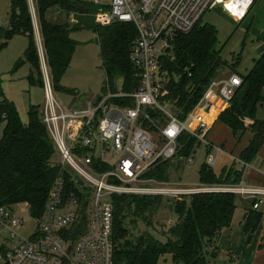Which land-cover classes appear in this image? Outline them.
Here are the masks:
<instances>
[{
  "label": "trees",
  "instance_id": "trees-1",
  "mask_svg": "<svg viewBox=\"0 0 264 264\" xmlns=\"http://www.w3.org/2000/svg\"><path fill=\"white\" fill-rule=\"evenodd\" d=\"M38 19V30L42 38V49L54 91H65L78 95L76 91L61 85L72 62L77 42L70 33L80 28H92L98 37L102 67L106 76L104 92L117 91L116 81L122 79L121 88L131 92L138 86L136 69L131 60L132 48L137 36L136 27L131 23L115 22L100 25L94 14L100 7L87 0H33ZM82 7V9H81ZM58 9L75 14L81 26L69 22L53 21L50 11ZM15 34L25 35L29 43L25 51V62L30 65V84H42V69L39 46L35 41V23L29 0H11L10 29L0 28V39H11ZM173 54L161 59L162 68L169 77L166 100L171 103L174 114L184 120L204 96L209 86L222 74V67L234 68L239 65L241 53L235 66L221 55L217 48L218 30L209 23L199 24L189 34L177 36L173 41ZM5 45V43L3 44ZM235 69V68H234ZM243 82L231 105L224 110L219 119L234 132L250 129L254 138L241 153L240 167L234 162L217 175L214 166L203 164L199 171L201 185H237L242 182L243 170L253 163L264 144V120L256 116L258 106L264 101V53L255 61L252 69L241 74ZM75 100V99H74ZM124 104L130 100L115 99ZM157 119L160 115L152 112ZM161 118V117H160ZM164 121V119H162ZM3 134L0 139V206L19 202L30 204L32 215L38 216L56 180L63 177L69 190H76L75 177L60 163L54 160L55 142L40 115L39 107L31 106L29 121L24 123L15 104L7 99L0 102V125ZM204 146L193 134L183 132L178 138V152L173 159L158 161L146 174L147 178L169 181V170L173 160L176 167L194 163L198 147ZM211 153V148L205 151ZM192 159V163H190ZM101 161V162H100ZM243 163V166H241ZM94 165L100 171L111 165L96 159ZM185 167H183L184 169ZM237 194L231 192H204L178 196L171 200V208L177 222L166 233V242L156 238L148 231L138 236L131 233L127 224L130 216L149 220L147 213H153L163 203L162 195L115 194L113 240L114 264H158L161 256L171 254L176 264H214L218 256L214 244L221 230L231 225L235 212ZM173 198V197H169ZM90 200L88 193L83 199V217L79 226L66 233L67 238L84 234L87 228L86 209ZM260 212H252L246 221L247 232L255 230L261 220ZM136 227L135 219L130 220ZM71 233V234H69Z\"/></svg>",
  "mask_w": 264,
  "mask_h": 264
},
{
  "label": "built area",
  "instance_id": "built-area-1",
  "mask_svg": "<svg viewBox=\"0 0 264 264\" xmlns=\"http://www.w3.org/2000/svg\"><path fill=\"white\" fill-rule=\"evenodd\" d=\"M87 1L100 7L94 14L97 24L124 22L136 27L131 60L138 86L131 92L109 89L81 107L65 106L56 96L45 55L40 52L46 96L43 121L62 155V165L75 177L76 190H69L66 180L58 178L38 216L32 215L28 202L0 206V264H114L115 194L176 198L231 192L255 199L254 208L264 197L263 187L243 182L181 187L145 177L158 161L176 156L178 138L183 132L208 144L206 136L218 118L214 112L231 105L243 82L238 73L214 80L195 108L180 120L165 98L169 77L161 59L173 54L177 36L189 34L211 10L219 7L242 22L257 0ZM115 99L130 100L131 104H119ZM152 112L161 118L156 119ZM96 159L106 161L111 168L100 171L94 165ZM216 161L212 152L207 154V165L214 166ZM88 193L90 200L84 210L86 231L67 238L66 233L79 226L83 199Z\"/></svg>",
  "mask_w": 264,
  "mask_h": 264
},
{
  "label": "rangeland",
  "instance_id": "rangeland-1",
  "mask_svg": "<svg viewBox=\"0 0 264 264\" xmlns=\"http://www.w3.org/2000/svg\"><path fill=\"white\" fill-rule=\"evenodd\" d=\"M104 3L109 0H103ZM32 4V1H30ZM10 12H11V0H0V28L5 31L10 29ZM218 9H213L208 12L203 18L202 25L206 22L214 24L220 31V37L218 36L217 48L221 50L222 57L227 60L228 63L233 62L235 66L236 57L232 56L240 55L244 47V39L237 38V34H234L231 30L229 33H225V30L233 27V22L225 21ZM50 19L58 22H69V24L81 26L80 22L83 20L78 19L75 14H68L67 12L53 9L48 14ZM224 20V21H223ZM37 19L34 17V23ZM85 22V21H83ZM241 26V27H240ZM243 34L247 31L245 24L234 25V28H239ZM224 29V30H223ZM218 31V32H219ZM237 32V31H236ZM71 38L77 42L73 59L66 74L62 77L61 85L64 88L72 89L78 94L75 96L71 93L62 91H56V96L65 106H77L81 107L86 105L88 101H94V99L100 97L104 92L106 76L102 67V59L100 55V47L98 44L97 33L92 28H80L72 30L70 33ZM35 41L39 46V56L42 69V78L44 80L43 60L40 52L42 49V38L38 31L37 24L35 23ZM5 43V45H3ZM29 40L25 35L15 34L11 39H0V102L7 99L13 102L19 112V115L24 123L29 121V112L31 106L39 107L40 115L46 103L45 90L42 84H30L28 77L30 75V65L25 62V51L28 46ZM46 62V58L44 57ZM232 60V61H231ZM48 67V66H47ZM235 68V69H234ZM229 68V66L222 67V76L231 75L232 73H238L239 67ZM242 68V67H241ZM240 69V68H239ZM49 70V67H48ZM243 71V68H242ZM50 74V73H49ZM228 77V76H227ZM226 78V77H225ZM118 88H121L122 79L116 81ZM75 99V100H74ZM76 104V105H74ZM225 108V107H224ZM221 115V114H220ZM215 117V114H214ZM3 134V124L0 125V139ZM223 135V134H222ZM221 135V136H222ZM231 138V133L227 129L226 136L223 138ZM222 139V140H223ZM56 145V144H55ZM56 154L54 160L62 163V155L60 154L58 147H56ZM214 154V153H213ZM217 154V151H215ZM232 160L231 156L226 153L219 154L218 161L213 167V170L219 175L226 163ZM173 166L169 170V185L171 186H199L201 185L199 171L205 163V149L203 146L198 147L194 154V163L188 164L185 162V166L180 165L176 167V160H173ZM183 167H185L183 169ZM180 197H176L178 199ZM175 198H169L164 196L163 203L155 212L147 213L149 220L130 216L127 220L128 226L131 228V233L134 236H138L141 232L148 231L152 233L156 238L166 242L168 237L165 231H167L172 225L177 222V216L173 213L171 208V200ZM21 206H18L20 209ZM135 219L136 227L130 220ZM25 232L27 229L24 230ZM214 264H231L232 261L225 260L223 255H218L214 260ZM158 264H176L171 254L161 256Z\"/></svg>",
  "mask_w": 264,
  "mask_h": 264
},
{
  "label": "crops",
  "instance_id": "crops-1",
  "mask_svg": "<svg viewBox=\"0 0 264 264\" xmlns=\"http://www.w3.org/2000/svg\"><path fill=\"white\" fill-rule=\"evenodd\" d=\"M29 1H32V4L30 3L31 8L32 11L35 12V19H37L34 2L33 0ZM215 9L220 11L219 13L223 16L222 18L225 21L233 22V27L229 29V31L225 30V33L234 30L233 33L237 34L238 39L245 37L244 47L240 55L241 60L237 66L240 69L237 68V71L240 75L246 74L252 69L255 61L264 53V0H257L247 18L242 22L237 21L219 7ZM35 23L37 24V28H39L38 19ZM237 23L239 25L245 24L246 27L244 28L247 29L245 32L246 34L241 32V26L239 28H234V25ZM214 26L216 27V25ZM219 35L220 31L218 32V36ZM234 57L237 58L238 55L232 56V58ZM227 76L219 75L217 79H223ZM76 98L77 97H75V99ZM226 108L227 107H223L217 112H214L215 116L218 115V118L214 120L206 136L208 144H204L203 147L205 151L207 147L211 148L212 153L217 157V161L221 153H226L231 156L232 160L226 163L223 168L232 165L234 162L240 167L239 157L249 146L254 138V133L250 129L234 132L233 129L224 124L219 119V115ZM256 116L259 120H264V101L258 106ZM227 129L231 133V138L227 137L223 139L226 136ZM218 148H221V150L219 151ZM215 151H217V154H215ZM242 182L247 186L264 188V144L253 163L245 166ZM254 204L255 199L252 197L237 195L235 199L236 208L231 225L221 230L219 239L216 244H214L218 255H223L225 260L232 261L233 263L231 264H264V197H262V202L259 204L258 208H254ZM254 211L262 214L261 220L255 230L247 232L245 230V224L248 216Z\"/></svg>",
  "mask_w": 264,
  "mask_h": 264
},
{
  "label": "water",
  "instance_id": "water-1",
  "mask_svg": "<svg viewBox=\"0 0 264 264\" xmlns=\"http://www.w3.org/2000/svg\"><path fill=\"white\" fill-rule=\"evenodd\" d=\"M81 9H82V7H81Z\"/></svg>",
  "mask_w": 264,
  "mask_h": 264
}]
</instances>
